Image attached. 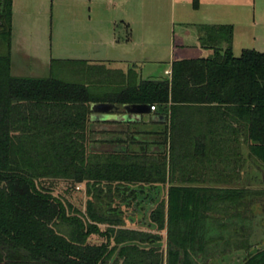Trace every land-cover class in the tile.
Masks as SVG:
<instances>
[{
    "label": "trees",
    "instance_id": "16d2710c",
    "mask_svg": "<svg viewBox=\"0 0 264 264\" xmlns=\"http://www.w3.org/2000/svg\"><path fill=\"white\" fill-rule=\"evenodd\" d=\"M11 16L12 0H0V264H216L219 241L221 253L234 245L218 227L235 217L232 230L244 231L240 212L256 198L264 208V189L246 183L253 166L264 171V53L245 48L234 56L231 24H197V40L211 54L173 60L169 77L141 79L129 69L112 82L105 65L83 60L70 61L64 74V61L53 60L49 76H15ZM93 102L162 110L170 103L173 113L180 105L202 106L213 128V145H205L212 150L202 152L214 157L209 175L176 180L175 172L194 169L197 145H165L176 125L172 114L169 126H146L145 139H110L105 130L97 140ZM44 178L84 185V210L40 186ZM166 183V199L149 211L150 227L166 229L163 254L159 235L125 223L145 206L146 186L156 198ZM124 206L133 214L125 216ZM93 234L103 241L89 242ZM235 264H264V247Z\"/></svg>",
    "mask_w": 264,
    "mask_h": 264
},
{
    "label": "rangeland",
    "instance_id": "374dc122",
    "mask_svg": "<svg viewBox=\"0 0 264 264\" xmlns=\"http://www.w3.org/2000/svg\"><path fill=\"white\" fill-rule=\"evenodd\" d=\"M178 0H175L177 2ZM175 10L177 3L174 5ZM174 7L170 0H31L27 13L23 15V33L29 46L35 42L44 54L53 57L72 58H96L94 49L98 46L92 37V29L97 25L106 26L112 24L116 27L120 36L125 35V23L123 21L130 20L139 27V20L145 19V37H141V41L145 42V71L148 67H152L149 78H157L162 76L163 68L168 64V47L170 43L175 44L183 41L188 44L197 42V30L193 27H181L177 22V18L171 20V13ZM190 9V4L187 6ZM174 10V11H175ZM176 14V12H175ZM19 17L15 16V34L20 28ZM101 20V21H100ZM123 20V21H122ZM114 24V25H113ZM131 26V25H130ZM105 34V33H104ZM135 38V36H134ZM140 40L136 38L135 41ZM134 47H141L135 42ZM130 45V44H129ZM112 45L109 43V37L106 43L101 46V54L103 56H111ZM109 58V57H108ZM47 70H39V74H45ZM47 73V72H46ZM12 74H18L13 71ZM24 74V73H23ZM30 74V73H25ZM146 78V77H145ZM149 128V125L147 126ZM253 171V172H252ZM257 174L256 181L246 180L247 187L251 189H264V179H260L263 174L262 168L256 165L247 174ZM247 179V178H246ZM39 185L48 188L56 196L62 197L70 202L76 209L84 210L87 193L84 185H76L70 181L60 178H44L39 180ZM78 186V187H77ZM168 183L160 186V190L156 195V199L151 204L145 205L134 214L133 222L126 221L125 226L129 228L142 229L159 235L160 250L163 254L166 252V229H155L150 227L149 211L155 207L160 200L166 199V190ZM145 188H148L146 186ZM264 200V197H260ZM125 216L133 214L134 210L131 206H124ZM245 214L244 231L240 229L233 231L235 226V217L226 219L225 226L218 227L219 233L229 240L230 243L247 242L251 247L249 250H257L264 247V208L258 204V199L244 208ZM236 209L230 208L229 212H236ZM218 216L226 217V213H218ZM225 215V216H224ZM139 217V218H138ZM214 222V221H213ZM101 229L105 226L101 225ZM103 237L93 234L89 237V242L100 243ZM224 240L219 241L213 256L216 257V264H235L244 258L249 250L241 247L227 249V252L221 253L224 246ZM199 259H202V254ZM198 259V260H199ZM211 264V263H208Z\"/></svg>",
    "mask_w": 264,
    "mask_h": 264
},
{
    "label": "crops",
    "instance_id": "0c3cea01",
    "mask_svg": "<svg viewBox=\"0 0 264 264\" xmlns=\"http://www.w3.org/2000/svg\"><path fill=\"white\" fill-rule=\"evenodd\" d=\"M30 2L31 0H12L10 72L12 74L13 71H16L18 74H13L15 76H49L53 70L51 66L53 60L64 61L61 65L62 73L64 74L66 70H69L68 67H71L70 61L83 60L87 63L105 65L106 68L110 69V79L112 82H120L123 78L122 75L126 74L129 69L136 70L141 79H160L170 76L171 62L173 60L207 57L212 52V49L201 47L198 40L190 44L183 41L177 44L172 42L168 47L169 55L165 57L168 59V64L163 68V75L157 78H149L147 76H149L153 66L148 67L145 71V42L141 41V37H145V19L142 18L139 20L138 29H136L132 21L122 20L125 23L124 36H120L116 27L112 26V24L93 27L92 37L98 46L94 49L96 58L53 57L50 54H44L42 49L39 51L35 42L31 46L26 42V37L23 33V15L27 13ZM170 3L173 7L177 3L176 10L174 7L175 11L172 9L171 13L173 24L175 17H178L177 22L180 23L181 27L184 26L185 28L193 27L196 29L197 24H231L233 27L232 54L234 56H239L242 49L245 48L264 53V0H178L177 2L170 0ZM189 4L190 9L187 8ZM16 14L21 15L18 18L21 24L18 32L15 34ZM108 37L109 43L112 45L110 50L111 56H103L101 54V46L106 43ZM136 38L140 40L135 41ZM135 42L139 43L141 47L135 48ZM44 69L47 70V73L45 72V74L40 75L39 70L44 71ZM53 71H55V68ZM56 71L58 72L57 69ZM168 105L165 110L161 108L150 109L148 114L144 113L141 115L140 122L92 121L95 139L100 140L107 137L102 132L105 130L110 131V139L129 137L131 133L137 139H145V132L143 131H145L146 126L149 125L152 128L162 125L169 126L172 114L176 125L165 145H197L196 147H192V150L195 151L194 154L191 153L192 160L190 161V166L194 169L184 174L175 172L174 176L176 180L186 179L188 176L201 180L209 175L207 169L208 160L212 161L214 158L212 154L208 156L202 153L203 151L212 150L205 145H213L208 136V133H210L209 129L213 128H209L206 125L208 113L200 105H194L190 108H186L184 105L176 106L173 113L170 103ZM120 112L122 111H113L116 114ZM151 117H154L156 122L145 121L151 119ZM110 145L125 144L120 142ZM201 145H204V147Z\"/></svg>",
    "mask_w": 264,
    "mask_h": 264
},
{
    "label": "water",
    "instance_id": "95a60500",
    "mask_svg": "<svg viewBox=\"0 0 264 264\" xmlns=\"http://www.w3.org/2000/svg\"><path fill=\"white\" fill-rule=\"evenodd\" d=\"M90 121L102 122H140L142 114L150 112V106L143 103L123 104L121 106L110 102H93L90 104ZM113 111H122L113 113ZM145 121H155L154 117ZM106 148V147H104ZM264 179V172L262 174Z\"/></svg>",
    "mask_w": 264,
    "mask_h": 264
},
{
    "label": "flooded vegetation",
    "instance_id": "af4514ba",
    "mask_svg": "<svg viewBox=\"0 0 264 264\" xmlns=\"http://www.w3.org/2000/svg\"><path fill=\"white\" fill-rule=\"evenodd\" d=\"M261 176H262V174L261 173H259ZM258 178H257V174H256V172H255V174L254 173H252L250 176H248V180L249 181H256ZM260 179H263V177H261ZM154 190L152 189V188H150V187H148V188H145V193H143V196H145V205L147 206L148 204H151L152 203V200L153 199H156V198H152V197H154ZM144 208H145V206H144Z\"/></svg>",
    "mask_w": 264,
    "mask_h": 264
},
{
    "label": "built area",
    "instance_id": "2783aa9c",
    "mask_svg": "<svg viewBox=\"0 0 264 264\" xmlns=\"http://www.w3.org/2000/svg\"><path fill=\"white\" fill-rule=\"evenodd\" d=\"M150 109H151V110H154L155 107H154L153 105H151V106H150ZM77 187H78V186H77Z\"/></svg>",
    "mask_w": 264,
    "mask_h": 264
}]
</instances>
